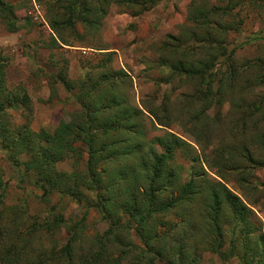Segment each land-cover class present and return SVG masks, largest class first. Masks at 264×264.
<instances>
[{
    "label": "trees",
    "instance_id": "trees-1",
    "mask_svg": "<svg viewBox=\"0 0 264 264\" xmlns=\"http://www.w3.org/2000/svg\"><path fill=\"white\" fill-rule=\"evenodd\" d=\"M38 1L44 2L49 28L54 34L51 45L70 48L74 43H81V39L83 43L90 36L99 35L110 7L132 8L140 13L153 7L156 0ZM233 1L190 16L197 28L205 30L204 37L200 42L198 34L192 35L189 48L181 47L182 53L174 57L168 69L195 84L191 97L200 106H206L204 110L221 99L232 106L238 104L243 119L260 116L251 122L253 136L249 146L241 149L237 141L232 148L215 149L214 157H205L207 167L211 158L219 167L231 165V171L240 176L239 181L248 186L247 176L251 172L248 170L264 168V158L254 157L255 152H264V56L239 62L235 50L225 48L224 37L229 31L239 29L233 20L221 21L216 28H211V16L232 17L231 12L237 6ZM246 1L251 5L255 2ZM0 16L9 32L17 31L11 4L0 0ZM177 39V46L188 43ZM195 50L203 51L206 56L195 59ZM100 54L102 59L94 67L83 69L74 81L67 76L66 59L51 74V89L54 83L61 84L77 106L69 119L61 120L52 133L31 131L30 119L19 126L7 120L9 111L21 108L32 113V105L24 90L7 86L6 62L0 56L1 150L14 167H22L34 175L43 196L56 191L81 203L85 192L91 194L86 200L87 210L96 209L107 224V229L94 238L87 254L80 257L79 264H121V260L129 264H199L200 257L194 253L196 248L190 244L199 230L193 217L195 213L201 219L203 251L222 260L236 258L239 264H264V235L251 221L250 208L221 181L206 177L203 169L195 168L193 161L187 169L177 161L181 155L189 154V146L173 133L154 135L144 125L148 119L166 127L158 115L163 108L140 109L129 103L128 74L113 67V53ZM166 61L160 60L158 65L169 62ZM253 90L255 93L250 94ZM248 96L252 99L248 100ZM204 110L193 117L204 118ZM246 134L243 129L237 139H244ZM71 158V172L55 169L56 163ZM183 170H187L184 175ZM4 189L0 176V207ZM194 202H198L195 209ZM3 213L4 209L0 210V223ZM179 215L182 220L175 223L174 217ZM62 222L61 217H54L51 225ZM11 225L10 234L15 235L17 242L22 241L23 235ZM79 225L72 227L68 241L58 252L67 264L81 230ZM37 231L34 228L27 235ZM131 231L139 244L130 240ZM6 233L7 229L0 228V264H20L24 249L6 245L4 240L10 238ZM114 249L118 252L116 257L112 256ZM27 264L44 263L39 258Z\"/></svg>",
    "mask_w": 264,
    "mask_h": 264
},
{
    "label": "rangeland",
    "instance_id": "rangeland-1",
    "mask_svg": "<svg viewBox=\"0 0 264 264\" xmlns=\"http://www.w3.org/2000/svg\"><path fill=\"white\" fill-rule=\"evenodd\" d=\"M2 1L4 4H11L18 28L16 32H9L4 19L0 16V56L6 62V83L9 89L19 87L24 90L32 105V113L21 108L9 111L7 120L19 126L30 119L28 126L31 131L52 133L61 120L69 119L70 113L77 106L61 84L54 83V89H51L50 82H53L51 74L57 72L63 59H66L67 76L69 80L74 81L83 69L94 67L95 63L102 59L103 54L100 53L111 52L113 67L122 69L131 80V85L127 89L128 102L140 109L163 108L162 111H158V115L163 118L166 127L147 119L144 125L148 131L154 135L170 132L186 143L189 146L187 147L189 154L181 155L177 161L186 169L193 161L195 168L203 169L206 177L225 184L250 208L251 221L264 235V187L260 186V183L264 184V168L249 169L250 175L245 176L250 183L245 186L239 181L240 176L231 171V165L225 168L219 167L213 158L209 160L210 167L205 164V157L211 156L215 149L232 148L237 141L241 149L249 146L253 136L251 122L259 120L260 116H255L252 120L243 119L240 112L242 109H238V104H234L233 107L227 100L221 99L210 109L204 110L206 106H200L191 97L195 92V84L176 76L168 69L174 57L182 53L181 47L189 48L192 35L198 34L200 38L197 37V40L200 39V42L204 37L205 30L197 28L190 20V16L193 13L194 16L202 9L227 4L230 0L224 2L156 0L153 7L140 13L132 8L112 6L103 20L99 35L94 34L83 43L81 39L83 45L74 43L70 48L62 45H59L61 48H56L51 45L54 34L49 28L44 2ZM233 2L237 6L231 12L232 17L211 16L209 18L211 28H216L221 21L233 20L235 27L239 29L236 32L229 31L224 37L225 48L228 51L235 50V58L239 62L263 57L264 1L255 0L253 5L246 0ZM177 38H180L181 42L188 43L177 46ZM195 52V59L199 57L203 59L206 56L201 50ZM160 60L169 62L158 65ZM262 90L264 91V87ZM252 93H255V90L250 94ZM215 99L218 97L216 96ZM251 99L252 97L248 96V100ZM239 104L243 107L241 102ZM202 109L204 110L202 115H206L207 119L206 116L198 119L193 117V114L201 113ZM145 115L148 116L146 112ZM243 129L247 133L245 138L237 139ZM263 154L264 152H255L254 157L264 158ZM72 163L73 158L62 160L56 163L55 169L69 173L72 170ZM182 173L184 175L187 170H183ZM0 176L5 187L0 207V210L4 209L0 228L7 229L6 236H10L9 239L4 240L6 245L13 244L20 250L24 249L20 264L37 262L39 258L43 259L44 264H67L58 252L68 241L72 227L80 224L81 230L78 232L77 241L73 244L74 251L68 263L79 264L80 257L87 254L94 238L107 229V224L101 219L98 211L94 208L88 210L86 208L87 197L91 194L85 192L81 203L74 201L71 196L56 191L47 197L43 196L34 175L22 167H14L6 153L1 150V145ZM194 204L195 202L193 206ZM197 205L198 202L194 209ZM83 216H85L84 220ZM54 217H61L63 222L51 225ZM193 217H196L195 223H198L199 230L195 232L190 244L196 248L194 253L200 257L199 264H239L236 258L222 260L213 253L203 251L204 234L202 235L200 229L201 219L196 213ZM181 220V215L174 217L175 223ZM11 224L19 230L20 235H23L22 241L17 242L15 235L10 234L8 228L12 227ZM34 228L38 231L27 235ZM129 237L134 244H139L133 231L129 233ZM116 250L114 249L113 257L118 255ZM121 264L129 263L121 260Z\"/></svg>",
    "mask_w": 264,
    "mask_h": 264
}]
</instances>
